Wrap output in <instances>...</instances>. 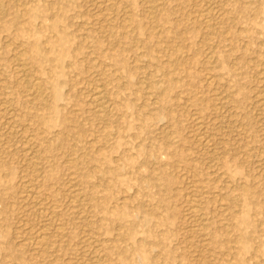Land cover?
Instances as JSON below:
<instances>
[{"label":"rangeland","instance_id":"374dc122","mask_svg":"<svg viewBox=\"0 0 264 264\" xmlns=\"http://www.w3.org/2000/svg\"><path fill=\"white\" fill-rule=\"evenodd\" d=\"M204 1L0 0V264H264V0Z\"/></svg>","mask_w":264,"mask_h":264},{"label":"bare ground","instance_id":"6f19581e","mask_svg":"<svg viewBox=\"0 0 264 264\" xmlns=\"http://www.w3.org/2000/svg\"><path fill=\"white\" fill-rule=\"evenodd\" d=\"M17 2H22L23 4H25V5H27L26 3V1L27 0H16ZM110 1H112V0H110ZM150 1V4H151V6H150V12H151V14H152V16L160 9V7L162 6V4L160 3V0H149ZM202 1V0H201ZM204 1V0H203ZM215 1V0H214ZM105 2V1H104ZM118 2V1H117ZM205 2V1H204ZM203 2V3H204ZM99 3V2H98ZM148 3V2H147ZM202 2H199V4H201ZM202 3V4H203ZM205 3H207V2H205ZM210 3V2H209ZM209 3H207V5L209 4ZM211 3H213V2H211ZM102 4V3H101ZM106 4H107V2H106ZM149 4V3H148ZM149 4V5H150ZM98 5V4H97ZM211 5V4H210ZM100 6V5H99ZM102 6H104V5H102ZM107 7H108V5H106ZM112 6V5H111ZM213 6V5H212ZM19 7V6H18ZM110 7V6H109ZM148 7V6H147ZM204 8V7H203ZM215 8V7H214ZM110 9V8H109ZM148 10H149V7L147 8ZM0 10L2 11V9L0 8ZM105 10H106V8H105ZM198 10V9H197ZM207 10H209V9H203V12H202V15H201V19H202V21L201 22H204V27H210V22H212V21H210L209 20V16H208V14H211V12H209L208 13V11ZM20 11H22V10H20ZM107 11H109L108 9H107ZM210 11V10H209ZM212 11V10H211ZM214 11V10H213ZM213 11H212V13H213ZM24 12H26V13H28V12H30V10H28V8H26V9H24ZM197 12H200V10H198ZM99 13V12H98ZM127 13V12H126ZM125 13V14H126ZM215 13V12H214ZM224 13V12H223ZM128 14V13H127ZM220 14H221V12H220ZM198 15H199V13H198ZM51 16V15H50ZM128 16V15H127ZM151 16V15H150ZM151 16V17H152ZM222 16V15H221ZM157 17V16H156ZM156 17H153L152 19H153V22H155L156 21ZM198 17V16H197ZM217 17V16H216ZM220 17V16H219ZM211 18V17H210ZM151 19V18H150ZM151 19V20H152ZM212 19H214L213 17H212ZM221 19V18H220ZM64 20V19H63ZM130 20V19H129ZM207 20H209V21H207ZM223 20H225V21H230V19L227 17H224L223 18ZM222 20V21H223ZM128 21V20H127ZM126 21V22H127ZM148 21H149V19H148ZM107 22H109V21H107ZM164 22V21H163ZM216 22H218V21H216ZM231 22V21H230ZM24 23V22H23ZM100 22H98V24H99ZM152 23V22H151ZM151 23H149V24H151ZM215 23V22H214ZM214 23H212V25L214 24ZM223 23V22H222ZM38 24V23H37ZM40 24V23H39ZM38 24V25H39ZM84 24V23H83ZM103 24L104 23H102L101 25L103 26ZM112 24V23H111ZM216 24V23H215ZM214 24V25H215ZM219 24V23H218ZM84 25H86V24H84ZM108 25V24H107ZM151 25H153V24H151ZM150 25V26H151ZM82 26V25H81ZM109 26V25H108ZM108 26L106 27L107 29H108ZM149 26V27H150ZM98 27H99V25H98ZM101 27V26H100ZM112 27V26H111ZM128 27V25L126 26V28ZM151 27H153V26H151ZM156 27V26H155ZM213 27H215V26H213ZM109 28H110V26H109ZM122 28V27H121ZM96 29V28H95ZM102 29H104L103 27H102ZM210 29V28H209ZM99 30H101V29H99ZM99 30H98V32H99ZM207 30V29H206ZM212 30H214V29H212ZM131 31V30H130ZM158 31V30H157ZM111 32V30L109 31V33ZM129 32V31H128ZM209 32V31H208ZM213 32V31H212ZM103 33H104V31H103ZM114 33V32H113ZM113 33L112 34H110V38L111 37H113L114 35H113ZM125 33V32H124ZM124 33H122L123 35H124ZM131 33V32H130ZM158 33V32H157ZM102 34V33H101ZM108 34V33H107ZM156 34V33H155ZM210 34H211V32H210ZM213 34V33H212ZM211 34V35H212ZM98 35H100V33L98 34ZM109 35V34H108ZM113 35V36H112ZM122 35V36H123ZM101 36V35H100ZM104 36V35H103ZM105 36H107V35H105ZM109 38V37H108ZM101 39V38H100ZM230 40V39H229ZM107 42L108 43H111L110 41H108L107 40ZM106 42V43H107ZM43 43V42H42ZM116 43V42H115ZM114 44V43H113ZM112 44V45H113ZM168 44V43H167ZM170 44V43H169ZM182 46V45H181ZM20 47V46H19ZM112 47V46H111ZM32 48L33 49H37L38 47H37V45H36V43L34 44H32ZM18 49V48H17ZM13 50V49H12ZM11 50V51H12ZM45 50V49H44ZM15 51H17V50H15ZM18 51H19V49H18ZM17 51V52H18ZM168 51V50H167ZM12 52H14V50L12 51ZM26 51H24V52H22L21 54H20V57L21 58H23L24 56H25V53ZM91 52V51H90ZM102 52V51H101ZM169 52H171V51H169ZM19 53H20V51H19ZM16 55V54H15ZM19 55V54H18ZM170 55V54H169ZM169 55L167 56V58L169 57ZM211 56V55H210ZM15 57V56H14ZM18 58H19V56H17ZM187 57V56H186ZM10 59V58H9ZM15 59V58H14ZM13 59V60H14ZM36 59V58H35ZM212 58L211 57H207V61H210ZM18 60V59H17ZM16 60V61H17ZM180 60V55H176V54H174L173 55V57L171 58V64H175L177 61H179ZM134 61V60H133ZM19 62V61H18ZM21 62V61H20ZM167 63V62H166ZM12 65V64H11ZM16 66V65H15ZM170 66H172V65H170ZM15 68V67H14ZM17 68V72L20 74V76H21V78H20V80H21V84H22V86L24 87V89H25V91H26V94L28 93V94H31L32 95V93L34 94V93H36L38 90H40V85H39V80H38V82H37V80H35L34 78H36V77H31L30 76V70H29V68H27V66L25 65V64H18V66L16 67ZM35 70V69H34ZM16 72V73H17ZM113 72V71H112ZM262 72H264V71H262ZM32 73V72H31ZM50 73V72H49ZM18 74V75H19ZM16 75V74H15ZM33 75V74H32ZM19 76V77H20ZM90 76H92V75H90ZM93 76H94V74H93ZM96 77V76H95ZM98 77V76H97ZM100 78V77H99ZM51 79V78H50ZM97 79V78H96ZM17 80H19V79H17ZM54 80V79H53ZM93 80V79H92ZM91 80V81H92ZM101 80V79H100ZM104 80V79H103ZM17 82V81H16ZM87 82V81H86ZM95 82H98V80L97 81H95ZM95 82H93V83H95ZM102 82V81H101ZM170 82V81H169ZM20 83V82H19ZM89 83V82H88ZM106 83V82H105ZM109 83V82H108ZM209 83V82H208ZM20 85V84H19ZM20 87H21V85H20ZM23 87H22V89H23ZM87 87V86H86ZM24 89L22 90L23 91V94H25L24 93ZM42 89V88H41ZM40 91H43V90H40ZM50 92V91H49ZM5 93V92H4ZM40 93V92H39ZM38 93V95L40 96L41 95V93L39 94ZM48 93V92H47ZM55 94H54V98L56 99V100H59L60 99V94L59 93H57V92H54ZM86 93V92H85ZM88 93V92H87ZM86 93V94H87ZM86 94H84V95H86ZM89 98H90V104L92 105V110H93V112H94V114L96 115V116H98V118H101V120H102V118H104V119H107V118H109V114H108V110H110V108L108 107V103H107V99H106V92H105V90L103 89V87L101 86V85H99V84H93L91 87L89 86ZM87 94V95H88ZM43 95V94H42ZM47 95V94H46ZM261 95V94H260ZM25 96V95H24ZM36 96H37V94H36ZM25 97H27V96H25ZM33 97V96H32ZM148 97V96H147ZM216 97V96H215ZM221 97V96H220ZM33 98H35V97H33ZM32 98V99H33ZM38 98V97H37ZM44 98V97H43ZM108 98V97H107ZM263 100H261L262 102H264V98H262ZM43 100V99H42ZM46 100V99H45ZM44 101V100H43ZM109 102V101H108ZM88 103V102H87ZM110 103V102H109ZM89 104V105H90ZM42 105V104H41ZM110 105V104H109ZM261 105H262V103H261ZM46 106V105H45ZM112 106V105H111ZM109 108V109H108ZM222 108V107H221ZM3 110V109H2ZM1 110V111H2ZM91 110V111H92ZM112 110V109H111ZM111 112V111H110ZM196 113V112H195ZM106 122V121H105ZM195 126H196V128L197 129H200L201 128V126H202V123L198 120V119H196L195 120ZM206 129V128H205ZM25 130V129H24ZM14 132V131H13ZM199 136V135H198ZM33 137V136H32ZM26 140V139H25ZM200 140V139H199ZM91 141V140H90ZM207 141V140H206ZM23 143V142H22ZM35 148V147H34ZM37 149V148H36ZM208 149V148H207ZM5 154V153H4ZM32 156V155H31ZM30 156V157H31ZM71 162V161H70ZM75 162V161H74ZM31 168V167H30ZM33 169V168H32ZM39 169V168H38ZM95 169V168H94ZM39 171V170H38ZM76 171V170H75ZM32 172V171H31ZM69 176V175H68ZM182 176V175H181ZM184 178V177H183ZM26 183H27V181H26ZM74 184V183H73ZM32 185V184H31ZM97 185V184H96ZM29 186V185H28ZM76 186V185H75ZM30 187V186H29ZM26 189H32L31 187L30 188H26ZM72 190V189H71ZM249 192V191H248ZM72 193V192H71ZM79 193V192H78ZM195 193V192H194ZM28 194V193H27ZM31 194V193H30ZM32 194H34L33 192H32ZM215 194V193H214ZM29 195V194H28ZM71 195V194H70ZM36 196V195H35ZM74 196V195H73ZM27 197V196H26ZM30 197V196H29ZM33 197V196H32ZM37 197V196H36ZM195 196H191V198L189 199V202L187 201V204H188V214H189V219H191V222L194 224V226H195V224H197L198 223V221H200L199 220V218H197L198 216H199V207L196 205V203L198 202L197 200H196V198H194ZM28 198V197H27ZM34 199H35V197H33ZM38 198V197H37ZM73 198H77V197H73ZM30 199H32V198H30ZM33 200V199H32ZM31 200V201H32ZM30 201V200H29ZM40 201V200H39ZM38 201V202H39ZM33 202V201H32ZM31 202V203H32ZM37 202V201H36ZM35 202V203H36ZM42 201H40V203H41ZM76 202V201H75ZM43 204L45 203V202H42ZM87 203V202H86ZM33 205H36V204H33ZM41 205V204H40ZM39 204H38V207L40 206ZM80 205V204H79ZM78 205V206H79ZM224 207V206H223ZM57 208V207H56ZM42 210H43V208H42ZM41 210V211H42ZM48 212V211H47ZM118 213V212H117ZM54 215V214H53ZM52 216V215H51ZM202 216V215H201ZM54 217H55V215H54ZM87 221V220H86ZM26 222V221H25ZM49 224V223H48ZM58 226V225H57ZM62 226H60V228H61ZM198 226H196L195 227V229L197 228ZM200 227H202V226H200ZM55 228V227H54ZM58 229V228H57ZM191 229V228H190ZM31 230H32V228H31ZM29 231V230H28ZM46 231V230H45ZM63 231V230H62ZM61 231V232H62ZM199 231V230H198ZM24 232V231H23ZM26 232H27V230H26ZM25 232V233H26ZM30 232V231H29ZM37 232V231H36ZM42 232V231H41ZM35 233V232H34ZM36 234V233H35ZM60 234V233H59ZM34 235V234H33ZM61 235V234H60ZM35 236V235H34ZM39 236V235H38ZM243 236V235H242ZM246 236V235H245ZM30 237V236H29ZM33 237V236H32ZM31 238V237H30ZM38 238V237H37ZM43 238V237H42ZM41 238V239H42ZM47 238V237H46ZM48 239V238H47ZM47 239H44V240H47ZM32 240V239H31ZM39 240V239H38ZM43 240V239H42ZM34 241H36V240H34ZM21 242V241H20ZM32 242V241H31ZM43 242V241H42ZM241 242V241H240ZM239 242V243H240ZM245 242V241H244ZM264 242V241H263ZM34 243V242H33ZM35 243H37V245L39 246V245H41V240L40 241H37V242H35ZM46 243V242H45ZM49 243V242H48ZM53 243V242H52ZM96 243V242H95ZM215 243V242H214ZM97 244V243H96ZM155 244V243H154ZM246 244H247V242L244 244V246H246ZM42 246H45V249L44 250H46V246L47 245H43L42 244ZM49 246V245H48ZM47 246V247H48ZM192 247V246H191ZM207 247V246H206ZM230 247V246H229ZM39 251V250H38ZM105 258V257H104ZM94 259V258H93ZM96 259V258H95ZM105 260V259H104ZM122 260V259H121ZM123 261V260H122Z\"/></svg>","mask_w":264,"mask_h":264}]
</instances>
